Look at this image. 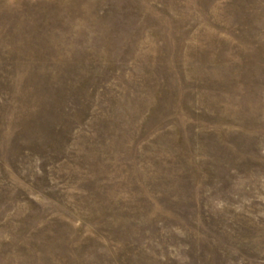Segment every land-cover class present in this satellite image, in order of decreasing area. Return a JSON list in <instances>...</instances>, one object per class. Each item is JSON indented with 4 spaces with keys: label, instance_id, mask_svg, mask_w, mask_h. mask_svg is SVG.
Masks as SVG:
<instances>
[{
    "label": "rangeland",
    "instance_id": "374dc122",
    "mask_svg": "<svg viewBox=\"0 0 264 264\" xmlns=\"http://www.w3.org/2000/svg\"><path fill=\"white\" fill-rule=\"evenodd\" d=\"M0 264H264V0H0Z\"/></svg>",
    "mask_w": 264,
    "mask_h": 264
}]
</instances>
